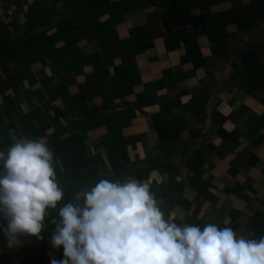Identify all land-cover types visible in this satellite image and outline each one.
I'll return each mask as SVG.
<instances>
[{
	"label": "crops",
	"instance_id": "obj_1",
	"mask_svg": "<svg viewBox=\"0 0 264 264\" xmlns=\"http://www.w3.org/2000/svg\"><path fill=\"white\" fill-rule=\"evenodd\" d=\"M0 6L13 47L0 41V151L45 138L58 208L102 178H134L181 226L264 236V0ZM46 220L42 240L0 232V264L60 259Z\"/></svg>",
	"mask_w": 264,
	"mask_h": 264
},
{
	"label": "clouds",
	"instance_id": "obj_2",
	"mask_svg": "<svg viewBox=\"0 0 264 264\" xmlns=\"http://www.w3.org/2000/svg\"><path fill=\"white\" fill-rule=\"evenodd\" d=\"M53 156L43 137L0 151V232L10 243L20 236L42 240L50 219V247L62 248L60 259L50 254V264H264V236L237 237L213 223L181 226L134 178H102L58 208L64 189Z\"/></svg>",
	"mask_w": 264,
	"mask_h": 264
},
{
	"label": "trees",
	"instance_id": "obj_3",
	"mask_svg": "<svg viewBox=\"0 0 264 264\" xmlns=\"http://www.w3.org/2000/svg\"><path fill=\"white\" fill-rule=\"evenodd\" d=\"M2 1L4 2L5 0H0V3H1ZM4 16H5V15H4ZM2 23H3V22H2ZM0 41H1L2 46H3L5 49H7V50L10 49V42H9V41L4 40L2 37H0ZM12 52H13V47H11L10 51L7 52V55H10ZM20 59L25 60V59H27V57L22 56V58H20ZM20 59H19V60H20ZM22 60H20V61L22 62ZM19 63H20V62H19ZM17 68H20V66H18ZM10 71H11V70H10ZM91 75H92V74H91ZM91 75H90V77H91ZM85 86H88V84H83L82 86H80L81 93H83V88H84ZM75 156H77V155H75ZM64 160H65V158L62 157V163H64V162H63ZM77 160H81V157H80V159H79V157H78ZM114 168H115V167H114Z\"/></svg>",
	"mask_w": 264,
	"mask_h": 264
},
{
	"label": "built area",
	"instance_id": "obj_4",
	"mask_svg": "<svg viewBox=\"0 0 264 264\" xmlns=\"http://www.w3.org/2000/svg\"><path fill=\"white\" fill-rule=\"evenodd\" d=\"M3 18H4V10H3L2 7L0 6V20H1V21H4ZM47 242L49 243V238L47 239Z\"/></svg>",
	"mask_w": 264,
	"mask_h": 264
}]
</instances>
